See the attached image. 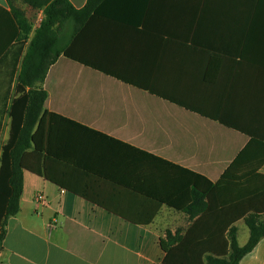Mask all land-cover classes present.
I'll return each instance as SVG.
<instances>
[{
    "label": "crops",
    "instance_id": "crops-1",
    "mask_svg": "<svg viewBox=\"0 0 264 264\" xmlns=\"http://www.w3.org/2000/svg\"><path fill=\"white\" fill-rule=\"evenodd\" d=\"M68 1L90 14L42 81L39 120L53 114L39 137L48 170L151 221L127 220L23 169L0 264H161L165 230L190 224L181 208L192 177L215 183L247 147L240 165H254L264 148V0ZM14 7L29 36L45 17L44 6L0 0V125L8 127L28 45ZM239 264H264V237Z\"/></svg>",
    "mask_w": 264,
    "mask_h": 264
},
{
    "label": "trees",
    "instance_id": "trees-1",
    "mask_svg": "<svg viewBox=\"0 0 264 264\" xmlns=\"http://www.w3.org/2000/svg\"><path fill=\"white\" fill-rule=\"evenodd\" d=\"M23 1L33 7L44 6L45 17L29 36L31 24L25 13L16 7L12 9L19 28V41L28 40V45L17 75L18 96L12 99L8 109V139L1 146L0 247L6 220L19 209L23 169H29L59 186L65 185L70 191L127 220L149 223L152 216L143 221L122 207L93 196L84 188L64 184L48 170V156L43 154L46 150L39 137L47 117L53 114L44 112L39 120L46 96L42 81L49 65L88 18L90 6L75 8L68 0ZM37 76L41 87L38 99V92L29 88ZM38 121L37 130L33 133ZM250 152V146L243 150L239 159L215 183L206 181V185H198L196 177H192L190 202L181 208L190 224L187 228L165 230L160 238L165 253L161 264H239L240 259L264 237V172L260 171L264 148L260 147L254 165H240ZM239 219H243L249 229L248 239L243 245H239L236 234L235 222Z\"/></svg>",
    "mask_w": 264,
    "mask_h": 264
},
{
    "label": "rangeland",
    "instance_id": "rangeland-1",
    "mask_svg": "<svg viewBox=\"0 0 264 264\" xmlns=\"http://www.w3.org/2000/svg\"><path fill=\"white\" fill-rule=\"evenodd\" d=\"M39 75V74H38ZM37 79V80H36ZM39 76H37L36 78L34 77V80L32 82V85L29 87L30 89H34L37 92L39 91L40 87V83H39ZM39 92L37 94V99L39 98ZM8 123L7 122H3L2 125H0V147L6 143L7 139H8ZM263 219V216L261 217ZM247 225H242L239 224V226L237 228L236 234H237V238L242 241L243 239H247L248 236V229L246 227Z\"/></svg>",
    "mask_w": 264,
    "mask_h": 264
},
{
    "label": "built area",
    "instance_id": "built-area-1",
    "mask_svg": "<svg viewBox=\"0 0 264 264\" xmlns=\"http://www.w3.org/2000/svg\"><path fill=\"white\" fill-rule=\"evenodd\" d=\"M35 201L40 204H44L46 202V199L42 193H36L35 195Z\"/></svg>",
    "mask_w": 264,
    "mask_h": 264
}]
</instances>
